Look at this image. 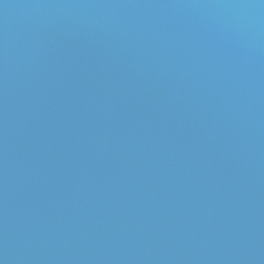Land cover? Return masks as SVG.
Instances as JSON below:
<instances>
[{"label": "water", "instance_id": "95a60500", "mask_svg": "<svg viewBox=\"0 0 264 264\" xmlns=\"http://www.w3.org/2000/svg\"><path fill=\"white\" fill-rule=\"evenodd\" d=\"M0 264H264V0H0Z\"/></svg>", "mask_w": 264, "mask_h": 264}]
</instances>
